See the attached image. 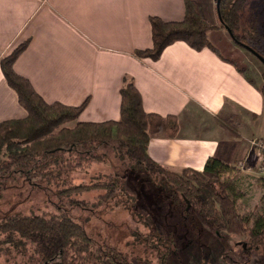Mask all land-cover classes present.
<instances>
[{"label": "crops", "instance_id": "obj_1", "mask_svg": "<svg viewBox=\"0 0 264 264\" xmlns=\"http://www.w3.org/2000/svg\"><path fill=\"white\" fill-rule=\"evenodd\" d=\"M184 1L0 0V59L28 40L15 73L46 103H85L78 117L83 123L117 121L119 90L129 80L144 112L178 119L175 138L149 140L147 153L155 163L173 172H200L216 158L252 173L245 168L260 157L248 142L264 133V101L243 71L181 42L155 61L133 55L152 46L149 18L179 22ZM25 116L0 70V123ZM220 120L238 124L236 133Z\"/></svg>", "mask_w": 264, "mask_h": 264}, {"label": "rangeland", "instance_id": "obj_2", "mask_svg": "<svg viewBox=\"0 0 264 264\" xmlns=\"http://www.w3.org/2000/svg\"><path fill=\"white\" fill-rule=\"evenodd\" d=\"M215 3H196L200 16L216 27L209 41L263 89V65L219 29ZM239 29L245 37L253 29L260 35L248 43L264 58V0L246 1ZM235 125L228 124L233 134ZM253 140L264 143V133L249 145ZM252 148L260 158L245 170L253 172L229 167L222 179L230 181L228 195L236 213L248 229L258 231L264 227V151ZM32 216L71 220L86 232L93 250L116 252L129 264H264V249L246 248L245 235L189 230L167 195L144 170L118 156L114 143L58 149L22 166L0 165V226L15 217ZM22 243L18 237L13 245L7 243L0 231V264H37L34 246Z\"/></svg>", "mask_w": 264, "mask_h": 264}, {"label": "trees", "instance_id": "obj_3", "mask_svg": "<svg viewBox=\"0 0 264 264\" xmlns=\"http://www.w3.org/2000/svg\"><path fill=\"white\" fill-rule=\"evenodd\" d=\"M246 1L220 0L219 5V29L229 30L231 41L241 49V45L249 47L248 41L260 38L254 29L246 34L247 37L239 35L240 12ZM148 21L152 46L136 50L133 54L136 59L155 61L168 46L181 42L195 52L208 49L226 61L208 38L216 27L206 23L192 0L184 1V17L179 22H165L157 17H150ZM28 44V40L22 42L0 59V70L6 84L15 92L18 104L26 112L23 119L0 123V158L8 161L6 165L0 160V165L22 166L35 161L42 153L114 143L118 156L144 170L152 184L167 195L189 230L199 232L208 229L215 234L245 235L246 248L258 252L264 249V227L258 231L248 229L247 221L235 211L234 202L228 195L230 181L222 179L230 169L227 165L216 158H209L200 172L192 169L173 172L149 157L147 147L152 137L159 135L173 139L177 136L176 116L144 112L140 95L132 82L125 80L119 90L117 121L79 122L85 103L79 106L46 103L28 80L15 73L14 63ZM260 93L264 101V86ZM220 123L232 132L227 123L221 120ZM67 124L72 126L66 127ZM0 231L11 245L14 237L21 240V245L22 240L32 244L37 264H129L116 252L100 254L93 250L83 228L68 219L15 217L6 220Z\"/></svg>", "mask_w": 264, "mask_h": 264}, {"label": "water", "instance_id": "obj_4", "mask_svg": "<svg viewBox=\"0 0 264 264\" xmlns=\"http://www.w3.org/2000/svg\"><path fill=\"white\" fill-rule=\"evenodd\" d=\"M219 5H220V0H216V3H215V11H216V16H217V19L219 21V23L221 22L220 21V15H219ZM226 32L229 36L230 39H232V34L229 30L226 29ZM243 47V49H245L247 52H249L251 55H253L264 67V58L261 57L258 53H256L255 51H253L250 47L248 46H245V45H241Z\"/></svg>", "mask_w": 264, "mask_h": 264}, {"label": "built area", "instance_id": "obj_5", "mask_svg": "<svg viewBox=\"0 0 264 264\" xmlns=\"http://www.w3.org/2000/svg\"><path fill=\"white\" fill-rule=\"evenodd\" d=\"M250 146L255 147V149L260 153V151H264V143L260 142V141H255L253 140L250 143Z\"/></svg>", "mask_w": 264, "mask_h": 264}]
</instances>
